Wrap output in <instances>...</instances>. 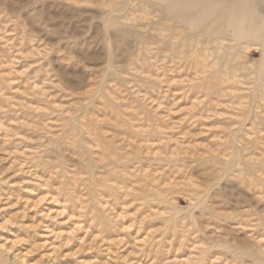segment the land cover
<instances>
[{
	"label": "rangeland",
	"instance_id": "374dc122",
	"mask_svg": "<svg viewBox=\"0 0 264 264\" xmlns=\"http://www.w3.org/2000/svg\"><path fill=\"white\" fill-rule=\"evenodd\" d=\"M249 6L0 0V264H264Z\"/></svg>",
	"mask_w": 264,
	"mask_h": 264
},
{
	"label": "bare ground",
	"instance_id": "6f19581e",
	"mask_svg": "<svg viewBox=\"0 0 264 264\" xmlns=\"http://www.w3.org/2000/svg\"><path fill=\"white\" fill-rule=\"evenodd\" d=\"M251 0H217V3H227V6H229L228 10H233L232 19L234 18L235 22L234 25L238 23V19H243L246 14L242 13L243 9H247L249 6ZM184 3V2H183ZM179 4H182L181 2ZM173 5V4H172ZM177 5V3H176ZM213 5L212 3L207 4V6ZM250 7V6H249ZM231 25V23H229ZM233 26V25H231Z\"/></svg>",
	"mask_w": 264,
	"mask_h": 264
}]
</instances>
